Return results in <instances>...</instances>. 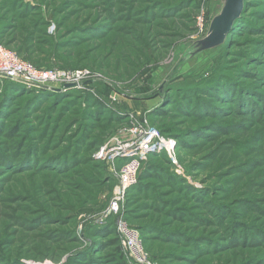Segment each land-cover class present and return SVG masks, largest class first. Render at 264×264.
<instances>
[{
  "label": "rangeland",
  "instance_id": "rangeland-1",
  "mask_svg": "<svg viewBox=\"0 0 264 264\" xmlns=\"http://www.w3.org/2000/svg\"><path fill=\"white\" fill-rule=\"evenodd\" d=\"M221 8L0 0L5 47L87 72L0 80V264H264V0L194 53Z\"/></svg>",
  "mask_w": 264,
  "mask_h": 264
},
{
  "label": "built area",
  "instance_id": "built-area-1",
  "mask_svg": "<svg viewBox=\"0 0 264 264\" xmlns=\"http://www.w3.org/2000/svg\"><path fill=\"white\" fill-rule=\"evenodd\" d=\"M87 72L83 70H60V69H42L35 67L32 63L22 60L15 52L5 47L0 42V80H8L16 84L27 87H44L53 85L61 81H77L86 76ZM157 133L142 131L140 133V143L136 149L143 152L154 142ZM99 156H102L100 153ZM135 168L132 164L125 170L123 177V186L130 185L135 181ZM139 257L141 255L139 254Z\"/></svg>",
  "mask_w": 264,
  "mask_h": 264
},
{
  "label": "water",
  "instance_id": "water-1",
  "mask_svg": "<svg viewBox=\"0 0 264 264\" xmlns=\"http://www.w3.org/2000/svg\"><path fill=\"white\" fill-rule=\"evenodd\" d=\"M243 8V0H222V8L211 21L204 39L195 44L194 53L210 50L221 45Z\"/></svg>",
  "mask_w": 264,
  "mask_h": 264
},
{
  "label": "trees",
  "instance_id": "trees-1",
  "mask_svg": "<svg viewBox=\"0 0 264 264\" xmlns=\"http://www.w3.org/2000/svg\"><path fill=\"white\" fill-rule=\"evenodd\" d=\"M11 83H13V82H11ZM14 84H16V83H14Z\"/></svg>",
  "mask_w": 264,
  "mask_h": 264
}]
</instances>
